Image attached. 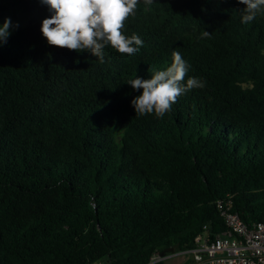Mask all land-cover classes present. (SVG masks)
<instances>
[{"label": "trees", "instance_id": "trees-1", "mask_svg": "<svg viewBox=\"0 0 264 264\" xmlns=\"http://www.w3.org/2000/svg\"><path fill=\"white\" fill-rule=\"evenodd\" d=\"M238 0L137 5L134 55L50 46L30 23L0 47V264H164L225 229L217 202L264 221V13ZM1 24V23H0ZM207 31V35L205 32ZM179 52L205 87L163 118L127 81ZM206 226L207 230H203Z\"/></svg>", "mask_w": 264, "mask_h": 264}, {"label": "clouds", "instance_id": "clouds-1", "mask_svg": "<svg viewBox=\"0 0 264 264\" xmlns=\"http://www.w3.org/2000/svg\"><path fill=\"white\" fill-rule=\"evenodd\" d=\"M141 0H40L50 15L42 20L40 31L50 46L90 52L104 62L106 47L121 54L134 55L143 45L136 34H123L124 22L135 15ZM155 0H143L152 5ZM245 7L241 13L242 23L254 21L258 13H264V0H238ZM19 27L10 17L0 24V47L7 44L12 30ZM207 35V31L205 32ZM190 65L179 52L173 54L172 63L164 70L155 71L150 78H135L127 81L139 92L131 100L136 114L155 115L163 118L177 98L196 88L205 87V82L195 76L185 81Z\"/></svg>", "mask_w": 264, "mask_h": 264}, {"label": "built area", "instance_id": "built-area-1", "mask_svg": "<svg viewBox=\"0 0 264 264\" xmlns=\"http://www.w3.org/2000/svg\"><path fill=\"white\" fill-rule=\"evenodd\" d=\"M225 229L214 238L205 232L194 239V247L169 254L155 256L153 262L171 257L188 256L193 264H264V221L245 224L238 214L231 212L230 202H217ZM203 230H207L206 226ZM96 264H106L98 262Z\"/></svg>", "mask_w": 264, "mask_h": 264}, {"label": "rangeland", "instance_id": "rangeland-1", "mask_svg": "<svg viewBox=\"0 0 264 264\" xmlns=\"http://www.w3.org/2000/svg\"><path fill=\"white\" fill-rule=\"evenodd\" d=\"M50 15L46 5L40 0H0V23L6 17H10L13 23H19V27L12 30V34L26 25L42 23L44 18ZM165 264H193L188 256L171 257L163 260Z\"/></svg>", "mask_w": 264, "mask_h": 264}, {"label": "water", "instance_id": "water-1", "mask_svg": "<svg viewBox=\"0 0 264 264\" xmlns=\"http://www.w3.org/2000/svg\"><path fill=\"white\" fill-rule=\"evenodd\" d=\"M167 255H169V254H166L165 252H161V253L159 254V257L164 258V257H166Z\"/></svg>", "mask_w": 264, "mask_h": 264}, {"label": "crops", "instance_id": "crops-1", "mask_svg": "<svg viewBox=\"0 0 264 264\" xmlns=\"http://www.w3.org/2000/svg\"><path fill=\"white\" fill-rule=\"evenodd\" d=\"M165 264V263H164Z\"/></svg>", "mask_w": 264, "mask_h": 264}]
</instances>
